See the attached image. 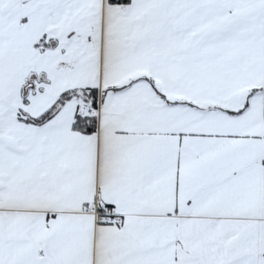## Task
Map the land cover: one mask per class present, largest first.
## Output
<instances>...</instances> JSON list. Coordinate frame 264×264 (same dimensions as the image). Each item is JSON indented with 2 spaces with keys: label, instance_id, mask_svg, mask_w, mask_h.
Segmentation results:
<instances>
[{
  "label": "snow or ice",
  "instance_id": "1",
  "mask_svg": "<svg viewBox=\"0 0 264 264\" xmlns=\"http://www.w3.org/2000/svg\"><path fill=\"white\" fill-rule=\"evenodd\" d=\"M0 264H264V0H0Z\"/></svg>",
  "mask_w": 264,
  "mask_h": 264
}]
</instances>
